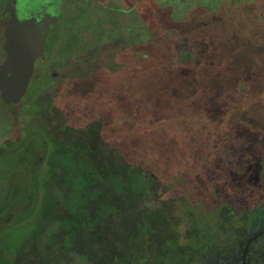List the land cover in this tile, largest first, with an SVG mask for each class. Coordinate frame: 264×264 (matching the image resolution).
Instances as JSON below:
<instances>
[{"label": "rangeland", "instance_id": "obj_1", "mask_svg": "<svg viewBox=\"0 0 264 264\" xmlns=\"http://www.w3.org/2000/svg\"><path fill=\"white\" fill-rule=\"evenodd\" d=\"M7 2L0 0V63ZM258 5L62 2L22 101L6 104L0 97V264H64L71 247L81 252L71 264H207L192 249L198 236L200 246L207 241L232 252L264 226V204H221L246 201L243 189L258 169L264 182V164L258 166L264 149ZM183 39L205 54L197 68L174 60L172 49L183 48ZM127 54L130 61L120 63ZM138 58L144 65L132 74ZM187 66L194 79L188 88L176 79L166 95L152 97L169 85V68ZM105 70L111 80L98 78ZM235 76L246 80L240 86L250 98L245 106L240 100L246 97L216 92L230 88ZM113 92L125 104L135 98L152 103L153 110L146 105L142 114L158 118L157 131L151 134L139 120L130 128L124 122L130 123V109L114 102ZM86 210L97 214L96 224L78 232ZM263 239L257 247H264ZM260 258L250 263L264 264Z\"/></svg>", "mask_w": 264, "mask_h": 264}, {"label": "trees", "instance_id": "obj_2", "mask_svg": "<svg viewBox=\"0 0 264 264\" xmlns=\"http://www.w3.org/2000/svg\"><path fill=\"white\" fill-rule=\"evenodd\" d=\"M152 41H153V37L151 38V36H149V42H152ZM179 42L181 43V46L183 48H180L181 50L178 49V48L172 49L173 50L172 53H173L174 60H179L181 62V64H185V65H190L191 63H194V65L197 68V65L196 64L200 63L199 55L202 57L205 54L201 55L199 53H196L195 50H194V47H192L186 41V39H183V41H179ZM180 43H178V46H179ZM187 43H188V45H187ZM180 52H182L181 56H179L180 55L179 54ZM68 56H70V54H68ZM69 58L70 57H67L66 59H69ZM129 58H130V56L127 54L126 58L125 59H122L120 63H128L130 61ZM142 60H145V59L138 58V59L132 60V66H133V68L131 69L132 71L130 70V72L132 74H137V72H140V70L143 67L142 65H144V64L138 63V62H140ZM100 70H102V69H100ZM167 72H172L170 75L167 73L168 74V77H166V80H168L167 82L169 83V85L166 88H163L161 90H159V89L156 90L155 89V92L153 93L152 97H156V96H158V94L166 95L172 89V87L175 86V84L177 83V80L176 79H180V83H181V81L182 82H185L186 88H188L192 84V81L194 80V79H191L192 78V69L189 68V66H187V67L169 68V70ZM112 75L113 74H108L106 70L105 71H102V72L99 71L98 78L99 79H102L101 76H109L110 77V80H111L114 77ZM150 75L153 78L156 79L155 82H157L158 80H160L158 78V76H156L157 73L150 72ZM173 75H174V77H173ZM110 80H109V83H110ZM243 82L244 83L246 82V80L244 78H242L241 76L236 77V80H235L234 84L230 88H227L228 90L227 89H224V88H219L218 90H216V92H218L219 94L218 93L217 94L220 95V96L221 95H228L229 96L231 94L235 98H236V96H243V98H244V97H246V95L243 93L244 91L240 88V86L241 87H244V85L242 84ZM111 90H113V89H111ZM113 93H114V95H113V101L114 102H117V104H120L121 106L122 105H125V107L127 106L128 109H130L129 110V112H130V118H129L130 119V123L127 122V121H124L130 128L131 127L134 128L135 125H136V121H138V120L143 123V126H145L146 129L148 130V132H151V134L154 133V130L155 129L159 128V126L157 124V122H158L157 119L158 118L156 119V117H155L154 114L149 113V114H147L145 116H144V114H142V111H144V110L145 111L148 110V109H150V111L153 110L154 105L152 103L149 102V104H146L142 100H140V99L137 100V98H135L132 101H130V105H129V100L125 104V102L122 100L121 96L118 93H116V92H113ZM152 97L150 99H152ZM248 99H250V98L246 97L243 100H240L239 99L241 101L240 102L241 105L242 106H245L248 103ZM30 100H31V98H30ZM146 105L148 106V109H147V106ZM155 131H157V130H155ZM227 138H228V146L230 147V145H233L232 144V140H231L232 139V135L228 136ZM200 142L205 143L203 140H201ZM150 146L152 147L151 157H153L152 155H154V157L157 156L158 155V152H157L154 144L153 145H150ZM148 148H150V147H148ZM230 148L232 149V151H234V148L233 147H230ZM211 149L214 150V147H211ZM228 153H230L229 150H228ZM215 154H214L213 158L215 157ZM263 157H264V149H262V153L260 155V159H259L258 166H259V164H262V163L264 164V158ZM213 158H212L211 161H213ZM134 164H139V163L135 162ZM143 167H145V169H147L146 168V165L143 166ZM163 168L164 167H161V169H163ZM147 170L150 171V169H147ZM257 174H258L257 177H255L251 181H248L245 189H243L244 194H245V195L243 194V196L246 198V201H241L240 200V197H238L236 199L232 198V200H231L230 203H221V204H224V205L227 204V205H232V206H236V207L238 206L239 208H246L247 206H250L251 207L252 205H255L256 203H257V205L258 204H262L261 201H264V194L261 197V199H263V200H261L259 198H260V195L262 193H264V182L261 179H259V175H260V170L259 169H258ZM179 196H181V195H179ZM182 199H184V198H182ZM216 206L217 205L215 204V207ZM91 210H86V214L83 217H81V224L78 227V232H80V231L82 232V230L88 229L91 226H93V225L96 224V222L94 224H91L92 222H94V221L97 220V214L92 215ZM86 220H89V222H86ZM62 233H64V237L63 238H65L66 231L64 230V232H62ZM78 253L81 254L80 251H77L73 247H71L70 250H69V252H68V254H67V258L66 259H63L64 264H71V260L72 259L79 258L78 257L79 256ZM178 255L183 260V256L184 255L182 253L180 254V251H179V254ZM90 263L91 262L86 261L85 259H81L80 261H78L77 264H90ZM180 263H182V262H180ZM73 264H75V263H73Z\"/></svg>", "mask_w": 264, "mask_h": 264}, {"label": "water", "instance_id": "obj_3", "mask_svg": "<svg viewBox=\"0 0 264 264\" xmlns=\"http://www.w3.org/2000/svg\"><path fill=\"white\" fill-rule=\"evenodd\" d=\"M57 19L58 16L50 13L39 21L20 18L17 0L5 5L1 21L5 57L0 63V97L4 103L16 105L22 101L34 75L36 61L45 51L44 33Z\"/></svg>", "mask_w": 264, "mask_h": 264}, {"label": "flooded vegetation", "instance_id": "obj_4", "mask_svg": "<svg viewBox=\"0 0 264 264\" xmlns=\"http://www.w3.org/2000/svg\"><path fill=\"white\" fill-rule=\"evenodd\" d=\"M63 1L64 0H17L18 15L20 18H36V21H39L43 16H45V14L50 13L52 15L58 16V19L54 22L56 23L59 21L62 15L61 4ZM257 1L259 5L257 6L258 12L256 13L259 15L262 23H264V14L262 12L264 7L261 6V3L264 2V0ZM54 23H52L51 26ZM260 227L261 229L257 230L256 232H251L247 240L241 241L240 245L234 248L232 252H230L232 247L227 248L226 250L224 248L217 249L218 246L216 243L212 244L211 242L207 241H205L203 245L200 246L202 238L199 236L196 240V245L198 246H195V248L192 249H195V251L200 254L197 259H203L207 264H242L244 260L245 264H251L250 262H253V259H258L261 263L260 257L264 255V247L260 248L256 245L259 242V237L264 235V232L260 233L262 230H264V226L260 225L259 228ZM198 234L199 232H197V235ZM262 242L264 243V239ZM192 249L190 248V250Z\"/></svg>", "mask_w": 264, "mask_h": 264}]
</instances>
